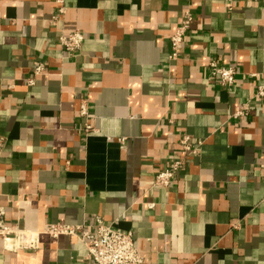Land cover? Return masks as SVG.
Listing matches in <instances>:
<instances>
[{"label": "crops", "instance_id": "0c3cea01", "mask_svg": "<svg viewBox=\"0 0 264 264\" xmlns=\"http://www.w3.org/2000/svg\"><path fill=\"white\" fill-rule=\"evenodd\" d=\"M76 29L85 40L69 54L59 37ZM212 60L237 69L232 88ZM263 84L264 0H0L6 222L93 230L100 216L133 232L142 264H264ZM184 134L200 152L171 186L154 185ZM0 264L91 262L81 242L44 234L37 249L0 242Z\"/></svg>", "mask_w": 264, "mask_h": 264}, {"label": "built area", "instance_id": "2783aa9c", "mask_svg": "<svg viewBox=\"0 0 264 264\" xmlns=\"http://www.w3.org/2000/svg\"><path fill=\"white\" fill-rule=\"evenodd\" d=\"M192 21L193 15L187 11L170 39V59L177 60L180 57L181 48ZM59 39L64 51L75 54L81 50L85 35L78 29L63 30ZM207 69L211 76L220 79L224 87L232 88L236 84L238 72L235 67L221 65L212 60L209 61ZM44 72V67L37 65L34 69V77L28 78V83L34 84L35 77ZM256 96L264 98V84L258 85ZM80 111L82 116L87 115L88 110L85 103H82ZM249 111V105L245 103L235 111L234 116H244ZM85 130L88 133L93 131L90 125H87ZM120 140L122 143L125 142L124 138ZM179 144L181 152L174 154L170 167L156 175L154 185L171 186L185 168L186 162L200 152L203 142L195 141L188 134H184ZM149 206L152 208L154 203H150ZM5 217L6 210L0 206V242L9 251L37 249L41 245V236L44 234L52 237L65 235L85 246L91 264H142L144 262L143 254L136 244L133 232L120 229L114 223L104 221L100 216H97L93 230H89L84 224L69 223H48L42 229L30 230L9 225Z\"/></svg>", "mask_w": 264, "mask_h": 264}]
</instances>
